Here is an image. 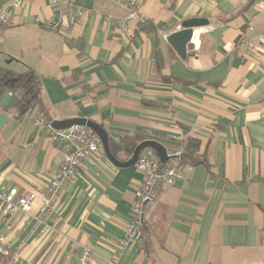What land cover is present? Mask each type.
Listing matches in <instances>:
<instances>
[{
  "label": "crops",
  "instance_id": "1",
  "mask_svg": "<svg viewBox=\"0 0 264 264\" xmlns=\"http://www.w3.org/2000/svg\"><path fill=\"white\" fill-rule=\"evenodd\" d=\"M127 1L135 13L124 31L120 0H74L82 17L58 28L50 25L52 0H0L10 21L0 23V66L32 70L39 82V104L21 118L7 113L0 128V191H42L59 167L62 149L34 126L36 113L96 122L117 134L109 148L126 134L156 140L167 153L197 138L209 165L186 164L144 206L146 255L122 242L142 173L116 166L100 148L50 211L40 213L35 201L32 216L0 218L4 260L80 264L87 248L92 264H264V47H244L264 34V0ZM190 18L208 25L195 28L181 59L163 35ZM156 48L162 72L175 80L155 71ZM112 154L120 162L131 156Z\"/></svg>",
  "mask_w": 264,
  "mask_h": 264
},
{
  "label": "built area",
  "instance_id": "2",
  "mask_svg": "<svg viewBox=\"0 0 264 264\" xmlns=\"http://www.w3.org/2000/svg\"><path fill=\"white\" fill-rule=\"evenodd\" d=\"M120 1L128 10L125 22L121 27L122 30L127 31L128 23L135 13V7L127 0ZM52 9L54 17L50 25L54 28L73 25L84 13L83 9L75 6L74 0H52ZM36 20L38 21V18ZM105 21L110 24L112 18L105 17ZM0 23L10 24L6 13L0 15ZM163 37L166 38V34ZM193 41L191 39L189 43L193 44ZM244 47L247 52L264 47V34H258L246 41ZM8 114L15 116L14 108L10 109ZM32 123L36 128L43 130L53 144L62 149L59 167L42 191L20 193L16 187L2 189L0 191V218H8L17 213L23 214L25 218L32 216L31 209L35 201L39 202L38 211L40 213L50 211L62 186L74 176L81 161L101 148L99 137L85 125L73 124L65 129H56L51 121L45 120L40 113L32 116ZM183 149L184 146H180L167 153L168 159L164 163H161L158 157L152 154L141 153L138 156L135 165L142 173V181L136 199L131 204V221L126 228L123 243L132 242L142 249L141 225L144 206L156 198L164 184H174L176 178L181 175L185 167L181 160ZM4 249L3 237L0 236V264H9L8 261L4 260ZM88 253L89 250L84 248L80 257V264L93 263Z\"/></svg>",
  "mask_w": 264,
  "mask_h": 264
},
{
  "label": "trees",
  "instance_id": "3",
  "mask_svg": "<svg viewBox=\"0 0 264 264\" xmlns=\"http://www.w3.org/2000/svg\"><path fill=\"white\" fill-rule=\"evenodd\" d=\"M153 67L155 71L161 76L163 82H170L175 80L172 76H167L162 72L163 60L158 48L154 52ZM7 89L10 94L18 99L17 105L14 107L16 112L15 117L21 118L31 108L39 104V82L37 75L32 70H25L24 72H17L10 68L0 66V94ZM143 141V138L137 134L123 135L114 142L110 147L111 152L123 150L127 155H131L135 146ZM208 146L200 152V141L197 138L188 137L184 144L181 160L184 165H194L202 163L209 165L208 160ZM142 234V251L146 255L151 252V232L145 225L144 221L141 225Z\"/></svg>",
  "mask_w": 264,
  "mask_h": 264
},
{
  "label": "water",
  "instance_id": "4",
  "mask_svg": "<svg viewBox=\"0 0 264 264\" xmlns=\"http://www.w3.org/2000/svg\"><path fill=\"white\" fill-rule=\"evenodd\" d=\"M206 25H208V20L204 18L185 19L181 22L180 29L167 35L166 41L181 59H185L187 55L188 43L195 37V28L203 27ZM17 103L18 99L12 96L7 89H4L1 92L0 107L2 108V113L0 114V128L8 119V111L14 108ZM51 123L56 129H65L73 124H81L87 126L99 137L101 148L103 149L105 155L116 166L126 167L134 165L138 156L145 149L153 150L161 163L166 162V160L168 159L166 148L162 143L153 139H146L139 142L135 146L131 156L126 161L120 162L114 157L108 144V136H117V134L107 132L102 125L91 120H86L84 118L53 120Z\"/></svg>",
  "mask_w": 264,
  "mask_h": 264
}]
</instances>
